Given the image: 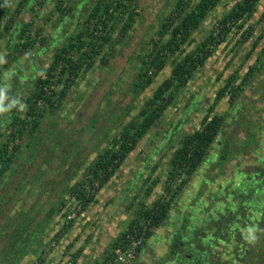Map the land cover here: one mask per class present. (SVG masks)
Here are the masks:
<instances>
[{
	"label": "rangeland",
	"instance_id": "374dc122",
	"mask_svg": "<svg viewBox=\"0 0 264 264\" xmlns=\"http://www.w3.org/2000/svg\"><path fill=\"white\" fill-rule=\"evenodd\" d=\"M56 1L68 10L64 17ZM95 1L36 0L30 4L11 0L0 27L18 29L28 24V31L44 40L43 44L38 40L33 49L19 50L16 37H9L11 50L0 58V106L6 109L0 113V134L17 95L24 97L25 89L48 67L54 51L67 45ZM197 1L192 0L188 10ZM237 1L220 0L192 34L191 44L183 47L185 53L206 40ZM175 2L137 0L128 33L122 37L116 25L110 43L103 46L93 66L74 79L60 108L44 112L38 130L20 141L23 154L16 156L0 183V264L14 259L1 248L5 241L16 239L19 264L101 263L141 203L149 207L156 200L170 199L171 193L164 188L171 155L183 135L199 128L211 106L213 114L224 115L223 126L200 167L170 202L165 221L151 228L150 237L142 234L143 247L131 264H179V257L183 264H190L183 254L190 260L195 257L192 264H264V0L247 22L253 27L250 40L238 45L239 35L233 34L217 42L203 67L177 92L162 118L103 187H98L99 180L91 182L86 171L127 123L137 121L152 91L169 78L174 57L148 89L132 93L139 60L158 43L161 20ZM231 76L234 83L214 104L217 92ZM78 183L94 195L85 209L70 195ZM170 187L174 192L179 179ZM62 202L72 206L64 208L65 212L58 210ZM230 203L234 213L222 214ZM28 218L31 223L21 234ZM173 238L182 240L176 252L170 251ZM111 253L113 258L114 250Z\"/></svg>",
	"mask_w": 264,
	"mask_h": 264
},
{
	"label": "trees",
	"instance_id": "16d2710c",
	"mask_svg": "<svg viewBox=\"0 0 264 264\" xmlns=\"http://www.w3.org/2000/svg\"><path fill=\"white\" fill-rule=\"evenodd\" d=\"M35 1L27 0L30 4ZM136 1L96 0L87 16L78 23L76 33L68 38L67 45L54 51L48 67L41 70L40 75L33 79L29 86L30 89H25L24 97L17 95L18 98L14 100L16 103L9 110L10 118L4 120L5 130L0 134L2 138L0 141V183L16 156L23 154L19 145L20 141L24 136L31 137L38 130L44 112H54L60 108L74 79L79 78L82 72H87L93 66L95 58L103 46L110 43V32L119 24L123 37L132 28ZM259 1H237L228 13L217 22L211 35L198 44L193 51L185 53L183 47L191 44L192 34L199 29L207 14L217 6L220 0H198L191 10H188V6L192 0H176L172 11L161 20L157 34L158 43L154 42L150 50L139 60L140 67L131 85L132 93L137 95L148 89L153 84L154 78L164 70L168 60L174 57L171 61L170 76L152 91L150 99L140 110L137 121L127 123L118 137L112 139L110 144L98 152L93 161L89 163L86 171L92 176L91 182L99 180L98 187H103L115 175L128 154L162 118L166 109L176 98L177 92L186 87L193 79L194 73L203 67L217 42H223L233 34L239 35L236 42L238 45L250 40L253 27L247 26V22L256 12ZM10 2L11 0H0V25L4 20V15L9 12ZM19 4L23 6L24 3L20 2ZM56 4L59 15L64 17L68 10L62 9L59 1H56ZM29 26L26 24L18 29H10L9 25H3L0 27V39L13 34L12 36L16 37V47L19 50L22 48L33 49L38 44V40L43 44L44 39H37L38 35H32L28 31ZM14 29L15 32L12 33ZM97 33L103 35L98 37ZM164 36H167V39L160 43ZM106 62V57H104L103 63L106 64ZM250 74V72L246 74L243 80L247 79ZM232 76L217 92L214 104L234 83L235 80L232 79ZM22 105L23 107H20ZM213 110V106L208 108L207 113L201 119L199 128L183 135L177 149L171 155L164 188L165 193H171L170 199L166 202H163L162 199L156 200L149 207L141 203L135 211L134 218L127 224L126 230L120 233L110 245L109 253L104 260L95 264H113L111 251L124 241L127 235L138 238L144 234L145 238L150 237L153 234L151 228L157 227L165 221L171 206L170 202L175 198L181 186L186 184L200 167L224 124V115L213 114ZM26 147L28 148L29 145L27 144ZM178 179L179 187H176L173 192L170 186ZM156 182L154 181L153 184ZM83 190V185L78 183L71 190L70 195L80 203L82 209H85L93 203L94 195ZM149 191L150 189L147 192ZM69 206L72 205L62 202L58 210L60 208L67 209ZM30 223V218H28L27 226L20 232L21 234L26 231ZM18 238L21 236L18 235ZM181 241L176 238L172 242L170 251L176 252V247H179ZM18 243V239L5 241V246L1 248V252L14 258L11 259L10 264H19L21 254L17 248L20 246ZM145 244L144 242L143 245L145 246ZM194 259L193 256L192 260ZM178 260L179 264L184 263L181 257Z\"/></svg>",
	"mask_w": 264,
	"mask_h": 264
},
{
	"label": "built area",
	"instance_id": "2783aa9c",
	"mask_svg": "<svg viewBox=\"0 0 264 264\" xmlns=\"http://www.w3.org/2000/svg\"><path fill=\"white\" fill-rule=\"evenodd\" d=\"M72 216L68 215L70 221ZM143 237L134 238L127 235L126 239L114 249L113 264H131L136 259V253L142 244Z\"/></svg>",
	"mask_w": 264,
	"mask_h": 264
},
{
	"label": "flooded vegetation",
	"instance_id": "af4514ba",
	"mask_svg": "<svg viewBox=\"0 0 264 264\" xmlns=\"http://www.w3.org/2000/svg\"><path fill=\"white\" fill-rule=\"evenodd\" d=\"M257 190H258L257 188H254V189H253L254 192L257 191ZM247 195H248V194H247ZM243 205H244V204H243ZM251 205H253V204H251ZM219 206H220V205H219ZM224 207H225V206H224ZM220 209H221V210L223 209V205L221 206ZM224 209H225V210H224ZM224 209H223L224 211L222 210V214L225 213V211H227V212H228V211H231L230 214H233V213H234V212H233V209H234L233 203L227 204V205H226V208H224ZM207 222H208V220H207ZM202 228H205V224H204V223L202 224ZM215 230L217 231V229H215ZM216 231H215V232H216ZM172 240H174V238H173ZM205 241H207L206 238H205ZM205 241L202 242V243L205 244V243H206ZM207 243H209V242L207 241ZM183 256H184V260H185V262L190 261V262H191L190 264H192V263L195 262L194 260H190V259H189V257H190L189 255L184 254ZM178 259H179V258H178Z\"/></svg>",
	"mask_w": 264,
	"mask_h": 264
},
{
	"label": "crops",
	"instance_id": "0c3cea01",
	"mask_svg": "<svg viewBox=\"0 0 264 264\" xmlns=\"http://www.w3.org/2000/svg\"><path fill=\"white\" fill-rule=\"evenodd\" d=\"M9 37H10L9 35H6V36H4V37H2L0 39V58L2 56L7 55L10 52V50H11V46H9V44H7L8 40H9ZM1 47L3 49H1Z\"/></svg>",
	"mask_w": 264,
	"mask_h": 264
},
{
	"label": "clouds",
	"instance_id": "9594fccd",
	"mask_svg": "<svg viewBox=\"0 0 264 264\" xmlns=\"http://www.w3.org/2000/svg\"><path fill=\"white\" fill-rule=\"evenodd\" d=\"M2 101H3V97L0 96V104H2ZM15 103H16V102L14 101L13 104H15ZM10 107H11V106H10ZM21 107H23V106H21ZM4 111H6V109H5L4 107L0 106V113H2V112H4Z\"/></svg>",
	"mask_w": 264,
	"mask_h": 264
}]
</instances>
